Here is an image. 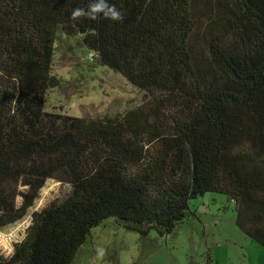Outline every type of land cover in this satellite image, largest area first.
Returning <instances> with one entry per match:
<instances>
[{"label":"trees","instance_id":"1","mask_svg":"<svg viewBox=\"0 0 264 264\" xmlns=\"http://www.w3.org/2000/svg\"><path fill=\"white\" fill-rule=\"evenodd\" d=\"M88 2L0 0V228L27 215L46 181L70 188L31 212L0 264H77L109 219L165 237L205 194L226 197L264 249V0H109L122 22H71ZM57 26L141 103L93 119L45 112Z\"/></svg>","mask_w":264,"mask_h":264},{"label":"rangeland","instance_id":"2","mask_svg":"<svg viewBox=\"0 0 264 264\" xmlns=\"http://www.w3.org/2000/svg\"><path fill=\"white\" fill-rule=\"evenodd\" d=\"M50 73L58 86L47 92L45 112L112 117L138 106L143 97L120 75L93 64L81 35L68 36L61 26L55 29ZM69 191L68 185L46 181L27 215L0 228V254L9 257L13 245L23 239L31 212L63 200ZM190 209L193 216L165 237L154 231L143 236L109 219L91 230L77 264H264V249L236 227L226 197L205 194L190 201Z\"/></svg>","mask_w":264,"mask_h":264},{"label":"clouds","instance_id":"3","mask_svg":"<svg viewBox=\"0 0 264 264\" xmlns=\"http://www.w3.org/2000/svg\"><path fill=\"white\" fill-rule=\"evenodd\" d=\"M124 18L125 13L109 0H89L86 7L72 9L69 16V20L74 24L83 20L98 21L100 19L122 22ZM99 255H103V250H100Z\"/></svg>","mask_w":264,"mask_h":264}]
</instances>
